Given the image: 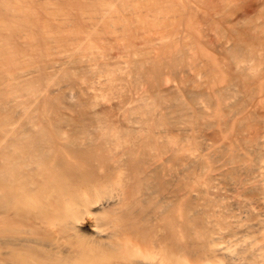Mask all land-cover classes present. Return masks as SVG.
Wrapping results in <instances>:
<instances>
[{"label": "bare ground", "instance_id": "1", "mask_svg": "<svg viewBox=\"0 0 264 264\" xmlns=\"http://www.w3.org/2000/svg\"><path fill=\"white\" fill-rule=\"evenodd\" d=\"M0 264H264V0H0Z\"/></svg>", "mask_w": 264, "mask_h": 264}, {"label": "rangeland", "instance_id": "2", "mask_svg": "<svg viewBox=\"0 0 264 264\" xmlns=\"http://www.w3.org/2000/svg\"><path fill=\"white\" fill-rule=\"evenodd\" d=\"M258 9H259V7L255 6L250 14L254 15L258 11ZM68 112H70V111H68Z\"/></svg>", "mask_w": 264, "mask_h": 264}]
</instances>
